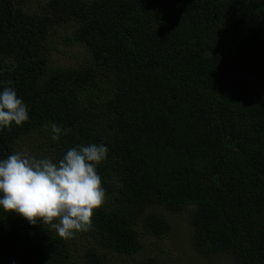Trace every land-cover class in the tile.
Here are the masks:
<instances>
[{
  "label": "trees",
  "instance_id": "trees-1",
  "mask_svg": "<svg viewBox=\"0 0 264 264\" xmlns=\"http://www.w3.org/2000/svg\"><path fill=\"white\" fill-rule=\"evenodd\" d=\"M67 25L85 61L52 66ZM245 75L264 80V0H0V89L30 117L0 128V158L109 149L92 227L62 238L0 209V264H162L136 257L184 212L203 256L264 264V98Z\"/></svg>",
  "mask_w": 264,
  "mask_h": 264
},
{
  "label": "clouds",
  "instance_id": "clouds-1",
  "mask_svg": "<svg viewBox=\"0 0 264 264\" xmlns=\"http://www.w3.org/2000/svg\"><path fill=\"white\" fill-rule=\"evenodd\" d=\"M29 106L13 87L0 89V128L29 120ZM63 126L51 125V140L59 141ZM105 144H78L60 159L12 152L0 158V209L15 212L30 224H48L62 238L92 227L94 210L106 193L97 166L107 159Z\"/></svg>",
  "mask_w": 264,
  "mask_h": 264
},
{
  "label": "rangeland",
  "instance_id": "rangeland-1",
  "mask_svg": "<svg viewBox=\"0 0 264 264\" xmlns=\"http://www.w3.org/2000/svg\"><path fill=\"white\" fill-rule=\"evenodd\" d=\"M71 33L72 26L67 25L59 28L53 34L49 41L51 48L48 54L52 66L73 67L85 61V48L80 43L67 39L68 36H71ZM247 77L251 82L250 84H252L255 94L264 98V80L250 75ZM36 147V143L32 144V146L22 144L17 148V152L29 155ZM41 154L46 158H51L49 152ZM169 218L172 224L170 234L162 238L148 235L145 239L144 250L137 255L136 259L139 260L149 254L162 264H232L231 257L228 254L207 257L196 250L192 242V223L187 212L171 213ZM132 260L134 259L132 258ZM111 263L129 264V259L127 257L124 259L113 257Z\"/></svg>",
  "mask_w": 264,
  "mask_h": 264
}]
</instances>
